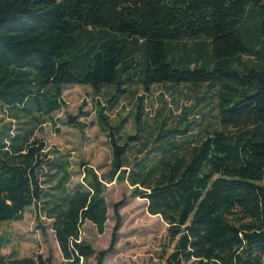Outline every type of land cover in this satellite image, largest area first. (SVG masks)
<instances>
[{
    "label": "trees",
    "instance_id": "16d2710c",
    "mask_svg": "<svg viewBox=\"0 0 264 264\" xmlns=\"http://www.w3.org/2000/svg\"><path fill=\"white\" fill-rule=\"evenodd\" d=\"M133 82L143 92L202 91L216 111L212 128L198 140L159 133L130 159L138 136L121 143L103 106L96 120L110 145L109 170L99 176L84 166L70 187L69 157L36 133L64 105V87H113V106ZM0 111L9 120L0 126V223L22 221L33 207L50 222L62 264H103L112 252L119 203L106 250L96 254L80 233L85 222L104 232L105 184L113 181L167 225L168 264H263L264 0H0ZM76 119L67 123L82 130ZM0 264L51 261L0 254Z\"/></svg>",
    "mask_w": 264,
    "mask_h": 264
},
{
    "label": "rangeland",
    "instance_id": "374dc122",
    "mask_svg": "<svg viewBox=\"0 0 264 264\" xmlns=\"http://www.w3.org/2000/svg\"><path fill=\"white\" fill-rule=\"evenodd\" d=\"M109 87L96 93L89 86L64 87V105L36 133L47 149H56L69 157L72 174L70 187L80 183L84 166L92 168L99 176L106 175L109 170L110 145L106 132L100 129L96 120V112L103 106L108 108L104 114L108 116L111 126L121 128V143L128 136H138L139 141L128 150L130 159L143 142H147L150 148L159 133L169 132L166 138L169 140L180 141L189 134L198 140L199 132L212 128L216 114L213 100H207L205 105L202 102L203 92H196L191 86L168 88L153 85L148 92H143L133 82L123 87L124 93L120 94L113 106L106 103L111 89L113 91V87ZM137 105L141 110L136 109ZM3 113L0 111V126L9 121ZM68 116L76 117V121L84 125L83 129L70 126ZM135 116H139L137 124ZM191 121L196 122L188 133L181 135L177 132ZM105 187L107 221L104 232L98 234L94 226L85 222L80 239L90 244L96 254L106 250L115 226L114 205L119 203L121 224L118 238L103 264H168L174 242L167 233V225L159 216L147 213L146 201L133 197L131 188L125 182L113 181L105 184ZM0 237L3 239L2 256L34 258L41 255L50 259L51 264H62L50 222L38 220L33 207L25 210L22 221L0 223ZM89 264H95V260H89Z\"/></svg>",
    "mask_w": 264,
    "mask_h": 264
}]
</instances>
